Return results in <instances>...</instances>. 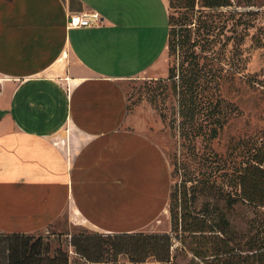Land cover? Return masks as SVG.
<instances>
[{"label": "crops", "instance_id": "crops-1", "mask_svg": "<svg viewBox=\"0 0 264 264\" xmlns=\"http://www.w3.org/2000/svg\"><path fill=\"white\" fill-rule=\"evenodd\" d=\"M98 12V26L68 15ZM168 0H0V232L35 234L73 214L140 232L167 210L163 149L129 127L125 83L169 44Z\"/></svg>", "mask_w": 264, "mask_h": 264}, {"label": "rangeland", "instance_id": "rangeland-1", "mask_svg": "<svg viewBox=\"0 0 264 264\" xmlns=\"http://www.w3.org/2000/svg\"><path fill=\"white\" fill-rule=\"evenodd\" d=\"M231 3L202 10L199 0L195 8L190 0H179L176 6L168 0L170 15L181 17L171 22V28L188 30L189 40L176 48L169 40L152 71L125 83L129 127L159 144L172 170L173 192L177 186L183 191L177 208L179 231L173 222L172 200L134 239L118 240L115 234L65 214L49 229L31 234L44 243L48 257L67 259L68 264H205L193 249L207 238L193 237L182 228L204 214L210 223L227 229V234H218L227 237L231 247L264 244V207L241 198L240 186L245 168L264 150V0ZM194 74L196 86L190 83ZM166 234L171 237L169 262L156 257L132 261L141 255L142 235ZM4 235L0 232V245ZM77 237L82 243L84 238L93 242L88 241V255L77 251ZM116 245L136 248L127 253ZM156 248L162 252V241Z\"/></svg>", "mask_w": 264, "mask_h": 264}, {"label": "trees", "instance_id": "trees-1", "mask_svg": "<svg viewBox=\"0 0 264 264\" xmlns=\"http://www.w3.org/2000/svg\"><path fill=\"white\" fill-rule=\"evenodd\" d=\"M197 0H190L191 7L195 8ZM201 8L203 9H218L222 7L230 6L231 0H199ZM173 6L178 5L179 0H171ZM181 17H175L170 15V31L169 40L171 45L176 48L178 45H184L189 40V31L186 29H178L176 27L171 28V22H176ZM198 77L196 74L191 79L192 85H197ZM182 109L186 108V105L182 104ZM217 131L213 130L212 136H216ZM264 148V142L262 146ZM261 149V148H260ZM241 198L256 203L264 207V150L258 151L250 166L245 168V171L241 175ZM183 191L178 186L173 192V185L170 192L169 201L171 202V213L173 215V222L176 231H179V209L180 195ZM200 221L197 223H191L188 225L185 223L183 230L189 232L193 237L203 238L207 240L201 247L193 249L194 254L205 264H264V244L255 247L253 243H248V247H231L230 241L227 237L219 236L221 234H227V229L221 227L218 223H210V218L204 214L200 217ZM227 224L228 222L225 221ZM138 232L133 233H121L115 234L116 239H134L140 235ZM6 238L4 243L0 245V264H68L66 259L61 262L56 257H48L44 251V243L41 240H33L31 234L25 233H3ZM144 244L141 255L139 257H133L134 262H144L149 257H156L158 261L169 262L171 257V237L170 235H150L146 237L142 235ZM206 237V238H205ZM82 243L81 237L75 239L74 245L77 251L83 255H88L89 242L92 241L88 238H84ZM169 242H168V241ZM89 241V242H88ZM162 241V252L156 247L159 242ZM85 242V243H84ZM93 243V242H92ZM91 243V244H92ZM121 249L127 250V253H132L135 250V246L131 245L129 248L122 245ZM119 253L122 251L118 250ZM163 254V255H161ZM90 257V256H89ZM102 261V260H93Z\"/></svg>", "mask_w": 264, "mask_h": 264}, {"label": "built area", "instance_id": "built-area-1", "mask_svg": "<svg viewBox=\"0 0 264 264\" xmlns=\"http://www.w3.org/2000/svg\"><path fill=\"white\" fill-rule=\"evenodd\" d=\"M103 22L98 12L72 13L68 15V28L98 26Z\"/></svg>", "mask_w": 264, "mask_h": 264}]
</instances>
